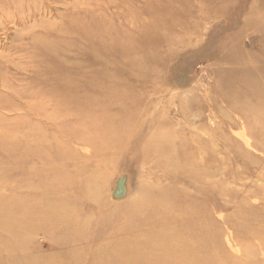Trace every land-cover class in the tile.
Here are the masks:
<instances>
[{
	"label": "rangeland",
	"instance_id": "1",
	"mask_svg": "<svg viewBox=\"0 0 264 264\" xmlns=\"http://www.w3.org/2000/svg\"><path fill=\"white\" fill-rule=\"evenodd\" d=\"M75 19L94 25L87 27L90 36L104 37V30L114 38L86 41L92 47L81 49L86 31L84 41L71 40ZM126 40L128 57L120 45ZM112 41L114 49L107 47ZM46 45L60 54L57 64L81 67L89 50L92 67L107 68L103 76L95 70L84 101L74 98L89 112L119 117L104 139L79 124L87 136L81 133L73 122L78 111L67 109L62 123L55 120L59 101L45 87L32 88L43 84L34 80L32 61ZM115 56L127 60V72ZM33 101L44 109L28 110ZM18 115L21 123L12 131L48 149L23 166L19 183L6 179L14 150L2 151L0 206L16 208L12 231L20 216L28 215L33 227L12 237L0 230V264H8L11 248L22 241L33 258H72L75 264L118 256L124 246L114 243L124 238L136 237L134 245L146 253L151 240L138 223H152L148 230L156 233L173 223L186 226L178 212L194 227L197 244L176 236V249L183 250L176 259L264 264V0H0V120L13 118L15 125ZM5 144L2 139L0 147ZM95 144L101 145L93 149ZM59 145L73 154L64 165L48 156ZM25 198L35 202L22 207L19 199ZM46 210L53 219L39 226L51 218ZM64 219L73 224L67 231ZM125 224L136 228L121 231ZM65 235L72 243L59 246ZM155 253L158 258L161 252Z\"/></svg>",
	"mask_w": 264,
	"mask_h": 264
},
{
	"label": "bare ground",
	"instance_id": "2",
	"mask_svg": "<svg viewBox=\"0 0 264 264\" xmlns=\"http://www.w3.org/2000/svg\"><path fill=\"white\" fill-rule=\"evenodd\" d=\"M90 25L92 26L93 24H91V22L87 21L86 19L85 20L75 19V21H73L72 25L70 26L72 30L76 28V33L72 32V36L75 38L74 40L71 39L73 42L76 41L77 39L81 40L82 39L81 35L84 33L83 35H84L85 41L82 39L84 41V44L82 45L81 43L79 45L81 49H88L92 47L93 43L89 44L86 41H90V42L91 40L102 41V40H105L104 38H106V40L110 38H114V36H111V34L108 31H104V30H101L102 35L104 36L101 38L99 37L95 38L94 36H90V34L88 35L87 27H90ZM95 26L103 27L102 24H98V23H96ZM84 30L86 32L82 33V31ZM68 32L71 33V31H68ZM98 34H99V29H98ZM59 37L64 38L63 35H60ZM128 41L129 40H126V44ZM126 44L120 43V45L123 46L121 47L122 52L124 51L126 56L128 57V54L131 52V49H129V45L127 44L128 45L127 46ZM107 47L110 49H114L117 47V45L112 41L111 43L108 42ZM85 54L86 56L84 57L85 58L84 61L80 63L81 67H78L77 64L66 65L65 62H61V64H57L58 62L61 61V57L59 56L60 54L51 45H46L43 49L37 50L34 56L35 58L32 61V67L34 68L35 74H36V78L34 80L35 82H37V80L40 79V81H43V84H40L39 86H34V84H32V88L35 89L38 87H45L48 91L46 95H50L53 99L59 101L56 108H60V112L54 116L55 120L59 118L60 121L61 120L63 121L62 118H65L68 116L67 114L65 115V112L67 109H70L69 111L70 114L74 113L73 111H78L81 114L78 115V118L75 121H73L74 115H72L73 116L72 121L76 123L78 128L82 130L81 133H83V128H84V127L82 128V126H85L86 130L93 129V130H97L98 132H100L99 134H101V138L104 139L105 130H106V134L109 135L108 127L110 125L115 124L116 123L115 120H117L119 117L118 116L115 117V115L108 116L105 113L106 111L102 113L89 112L87 109H85L86 104L81 103L77 105L78 102L77 101L74 102L75 96H78L83 101L88 96L89 89L93 88L92 84H93L94 75L96 71L99 72L97 76H103L105 74H108V72L107 73L103 72V71H106L107 68H99L98 70H96V68L92 67V65L90 64L89 57L94 55L93 51L90 52L89 50H87ZM55 55L59 57L55 59ZM102 55L104 57H107V53L105 52ZM112 59L115 60L122 67L121 71L127 72V68L129 64L125 62L127 61L125 58H124L125 61H123L118 56L112 57ZM92 62L93 64H95L94 60H92ZM121 76H124V75L121 74ZM44 98L47 99V97H44ZM37 108L39 110H37ZM27 109L30 111L36 110L39 112L40 110L44 109V104L43 103L38 104L36 101H33L27 106ZM103 110H106V109H103ZM83 112H88L87 113L88 115L87 114L85 115V113ZM35 113L37 114V112ZM21 115L16 116L15 122H19V123L15 125L12 123H9L11 122L13 118L10 119V118L4 117L2 118V120H0V130H1L0 131V144H1L2 139H5L6 141V144L3 146V148L0 147V154H1L0 158H5L4 154H2L4 153L2 151L5 148L9 150H14L15 154L8 155L10 156V159L6 161L7 165L13 168V169H7L6 177L9 176L13 181H16L17 183L20 182V177L23 178V172L26 171L23 169V166H25L29 160H33L34 158H38V159L43 158L46 155L45 150L48 149V148H44L43 145L38 146L37 144H40L38 142L31 144V142L28 140L30 137L22 138V137L17 136L12 131V128L16 127L18 124L21 123L20 122ZM42 115L46 119L49 118L46 114H42ZM83 117H88V119L86 121H82ZM49 120H51V117L49 118ZM79 124H81L82 126H80ZM27 132L30 135L33 134L32 131H27ZM83 134L86 135L85 133ZM61 138L64 139V136ZM39 142L43 143V140L39 139ZM98 145H101V144H95L92 146V148L95 149L96 146ZM113 146L114 145L112 144V147ZM52 151L56 155L54 153H52V155L48 154V156H51L49 158L57 161V163L59 164H61L62 162L63 165H64V159L69 157V155L70 156L73 155L71 152L67 153L64 150V148H62V146L60 145L55 147ZM34 167L36 169H40L39 166H34ZM60 168H61V174H62L61 176H64L66 172L63 166L61 165ZM9 177L6 179H9ZM19 187L23 190L22 194L24 192L28 193L27 187L25 186H19ZM31 194H34V192L30 191L29 195L31 196ZM29 195H27V197ZM34 200L35 199L33 198H25L23 201L19 199V204L23 207V206L30 205L31 203L35 202ZM43 201L45 200L43 199ZM43 204H46V201ZM15 212H16V208L12 207L10 203L0 206V230L3 231V235L5 236L12 237V236L23 235L25 234V230L32 229L33 227V225H31V222L28 220V215L24 217L20 216L21 217V222L19 223L20 227L17 230L12 231L11 229L13 228L15 223L11 224V222H12L13 215ZM45 212L48 213L49 211L46 210ZM179 213L180 212L176 214L177 215L176 218H178L180 222H184L186 226L178 227L177 224L173 223L169 227L163 228L162 231H158L156 233L157 230H148L150 226L153 225L152 223L150 224H145L144 222L138 223V226L140 228H143L144 230L143 234L145 235V238L151 240L150 242L151 246L148 248L146 253L142 252L143 250L142 245H134L135 242H133V239H135L136 237L131 238V239L124 238L125 240L121 238L123 240L122 242L114 243L115 245L124 246L122 250L118 251L117 253L118 256L110 254L108 255L106 259H102L100 261L101 264H187L186 262H184L183 259H176L177 256L180 255L179 251H183V250L178 251L176 249L175 244L177 243L174 242V238L176 236H179L178 239L180 240L182 238L181 241L183 244L188 243L191 247H193L197 244V239H196L197 237L195 233H193L194 227L188 221V219L186 218V215H181ZM49 214L51 218L46 217L42 220L40 219V221L42 222H39V226L45 225L46 222H50L53 219V214L50 212ZM37 216L40 217L42 215L37 214ZM167 216L170 219L169 214ZM63 217L65 218V216ZM171 218L175 219V217H171ZM66 221H65L64 231L68 230V227H69L68 224H70L69 228H71V226L73 225L70 220L68 221V219H66ZM171 222L173 221L171 220ZM124 223L127 224V220H124L121 223V225H123ZM126 224L125 226H122L120 228L121 231L123 229L134 230L136 228V227L129 226V224L128 225ZM240 224L241 225H236V226L240 228L243 225L244 227L247 226L246 223H240ZM79 226L77 225L75 226L76 228H74V231H76V233H78L77 230L79 229H77V227ZM54 230H56L54 232V235L59 236L58 235L59 229L54 227L53 231ZM64 231L62 230V232ZM79 237L81 241H86L87 239L86 237H83L80 235ZM28 238L30 237L27 236V239ZM257 240L259 243L263 240L261 234H257ZM62 242L64 244L72 243L68 240V237L66 235L64 239H57V243H59V246H61ZM262 243L264 247V241H262ZM238 245H240V243H238ZM109 246H111V244L107 246V250L109 249ZM11 250H12V257L9 258L7 262L8 264H75L74 261L70 263L72 258H69L68 262H66V259L64 261H58L55 256H49L46 259H41L40 257L33 258L27 254L23 241L19 245L13 246ZM156 250H159L161 252L159 253L158 258L156 257V253H155ZM16 252H20L21 257H15ZM67 252L68 250L65 252V254ZM172 256L174 257V259H172ZM49 258L51 259L48 260ZM93 259L95 261V264H97L98 260L96 258H93ZM5 263L6 262L3 260L2 264H5Z\"/></svg>",
	"mask_w": 264,
	"mask_h": 264
}]
</instances>
